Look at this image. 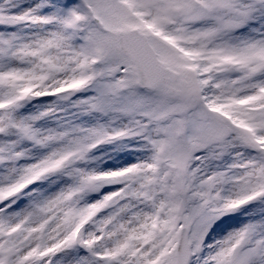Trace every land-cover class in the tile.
I'll list each match as a JSON object with an SVG mask.
<instances>
[{"label":"snow or ice","instance_id":"snow-or-ice-1","mask_svg":"<svg viewBox=\"0 0 264 264\" xmlns=\"http://www.w3.org/2000/svg\"><path fill=\"white\" fill-rule=\"evenodd\" d=\"M0 264H264V0H0Z\"/></svg>","mask_w":264,"mask_h":264}]
</instances>
